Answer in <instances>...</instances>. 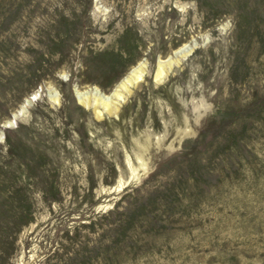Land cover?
I'll list each match as a JSON object with an SVG mask.
<instances>
[{
  "label": "rangeland",
  "instance_id": "1",
  "mask_svg": "<svg viewBox=\"0 0 264 264\" xmlns=\"http://www.w3.org/2000/svg\"><path fill=\"white\" fill-rule=\"evenodd\" d=\"M0 264H264V0H0Z\"/></svg>",
  "mask_w": 264,
  "mask_h": 264
},
{
  "label": "bare ground",
  "instance_id": "2",
  "mask_svg": "<svg viewBox=\"0 0 264 264\" xmlns=\"http://www.w3.org/2000/svg\"><path fill=\"white\" fill-rule=\"evenodd\" d=\"M192 48L183 47L179 49L178 51H176L175 54H181L184 57L185 55L189 54V52H191ZM175 56L176 55H174V58ZM159 61H157L158 64L156 66L157 69L155 72V76L153 75V78L155 80H159L160 78L161 79L166 78L164 76L168 75L167 72L171 69V66L172 64H174L175 59L172 60L171 58L170 59L167 58V60L165 61H160V62ZM176 61L175 63H177ZM178 61H180V59H178ZM143 69L144 68H142V65H138L132 70H130L124 77H122V79L117 83V85L115 86V88L112 90V92L109 95H103L98 92H97L98 94L97 93L88 94V92H78L77 91L76 98H77L78 103L82 105L85 110L93 111L97 118L102 117L103 114L116 115L120 104L125 101L126 96H129L131 92L130 88L134 87L139 81L143 80L142 78L143 76H145L144 75L145 72L143 71ZM133 170L134 169H132V171Z\"/></svg>",
  "mask_w": 264,
  "mask_h": 264
}]
</instances>
